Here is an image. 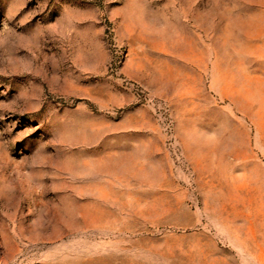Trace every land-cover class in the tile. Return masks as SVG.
Listing matches in <instances>:
<instances>
[{
	"label": "rangeland",
	"instance_id": "374dc122",
	"mask_svg": "<svg viewBox=\"0 0 264 264\" xmlns=\"http://www.w3.org/2000/svg\"><path fill=\"white\" fill-rule=\"evenodd\" d=\"M0 264H264V0H0Z\"/></svg>",
	"mask_w": 264,
	"mask_h": 264
}]
</instances>
